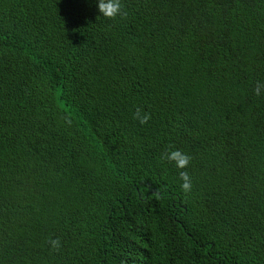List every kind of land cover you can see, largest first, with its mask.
Instances as JSON below:
<instances>
[{
	"label": "trees",
	"instance_id": "trees-1",
	"mask_svg": "<svg viewBox=\"0 0 264 264\" xmlns=\"http://www.w3.org/2000/svg\"><path fill=\"white\" fill-rule=\"evenodd\" d=\"M122 4L0 0V264H264V0Z\"/></svg>",
	"mask_w": 264,
	"mask_h": 264
},
{
	"label": "clouds",
	"instance_id": "clouds-1",
	"mask_svg": "<svg viewBox=\"0 0 264 264\" xmlns=\"http://www.w3.org/2000/svg\"><path fill=\"white\" fill-rule=\"evenodd\" d=\"M97 7L101 16L111 20H115L117 17L126 19L128 16V12L125 10L122 0H97ZM262 87H264V85L257 81L254 89L255 95H261ZM134 119L139 120L141 124H147L151 119V114H142V110L137 108L134 114ZM164 159L174 163L178 169H181L179 172V177L181 181H183L181 187L185 193H189L192 190V181L189 173L187 171H183V169H186L190 165L192 157L181 150L176 149L166 152ZM155 195H157L158 198L160 197L158 192H155ZM48 243L54 251H59L61 248V240L59 238H50Z\"/></svg>",
	"mask_w": 264,
	"mask_h": 264
}]
</instances>
